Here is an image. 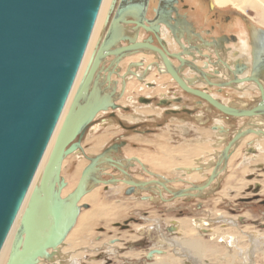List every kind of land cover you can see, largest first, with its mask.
Wrapping results in <instances>:
<instances>
[{
    "label": "water",
    "instance_id": "95a60500",
    "mask_svg": "<svg viewBox=\"0 0 264 264\" xmlns=\"http://www.w3.org/2000/svg\"><path fill=\"white\" fill-rule=\"evenodd\" d=\"M101 2L102 0H0V251L56 129L84 56ZM133 12L127 5V0H120L113 16L106 18L104 26L108 24V29L91 50L42 169L38 187L32 190L15 231L6 264H26L37 256L53 240L58 221L68 219L66 223L69 231L80 212L77 204L86 194V188L97 184L104 186L117 184L112 177L104 181L95 177L99 173L96 162L105 153L117 148L114 145L103 154L87 159L88 164L83 168L72 192L64 198H60L58 193L65 186L59 177L64 158L76 150H82L80 140L99 113L119 109V106L113 103L114 92L109 96L101 95L99 78H94L98 70L100 73L106 72L107 78L113 73L109 68L99 69L106 58L113 57L109 65L116 67L117 63L126 57L151 50L162 62L164 74H168L183 92L204 100L222 115L247 120L264 115V93L255 77V66L249 75L241 80L236 76H240L242 71L234 70L240 75H233V83L240 81L255 84L260 92V101L247 110L224 106L209 94L185 84L187 80L184 81L179 74L185 65V60L180 55L153 47L150 38L146 42H136L117 33L119 25L134 24L157 38L156 30L143 26L140 19L127 20L129 16L134 17ZM257 32L264 36V31L258 29ZM120 42L127 44L122 46ZM158 42L160 43L159 39ZM170 58L178 63L177 68L172 65ZM133 66L131 64L129 67ZM155 68L158 69V65H155ZM213 74H218V71L214 70ZM133 75L141 81V78ZM120 78L123 84L124 76ZM206 85L218 88L230 86L210 83ZM254 127V124H250L249 127L239 129L232 135L223 146L212 172L201 184L183 182L188 185L186 188L174 190L167 189L166 183L157 179L147 182H133L127 179L121 182L126 185L127 194H135L137 189H144L150 194L148 197L150 200L153 195L150 192L151 186H160L172 198H193L195 194L203 193L210 188L218 174L217 170L222 166L225 169L228 151L233 144L248 134L260 136ZM108 165L115 171L120 170L118 167L121 166L116 165L115 161L108 162ZM138 165L146 174L152 176L153 173L148 172L141 163ZM195 169L199 174L202 172V168ZM55 185L58 186L56 191ZM259 187L256 184L255 191ZM31 205L36 206L35 211H30ZM42 218L45 219L44 225L39 222ZM161 253L159 250H153L148 257Z\"/></svg>",
    "mask_w": 264,
    "mask_h": 264
},
{
    "label": "rangeland",
    "instance_id": "374dc122",
    "mask_svg": "<svg viewBox=\"0 0 264 264\" xmlns=\"http://www.w3.org/2000/svg\"><path fill=\"white\" fill-rule=\"evenodd\" d=\"M177 1L179 3L178 4L179 12L182 14H186V18L193 24V26H195V28L197 30H200V29L204 30L207 28L209 29L211 26L215 25L214 28H215L216 33L213 32V33H211L212 35H219L221 33L236 34L242 30V34H240V36L243 37L245 34V32H244L245 30H244L243 26L249 22L250 24H253L254 26L259 28L260 30L264 31V9L259 8L260 5L248 4L243 8L244 11H241L237 8L230 6V5H225L223 7L218 6V7H215L214 9L210 10L207 7H208V3L211 0H192V1L191 0H177ZM194 1H195V3L197 1V3L195 4ZM153 2H151V6H153ZM184 5L186 6V8L183 7ZM193 8L195 9L194 10L195 13L190 10ZM197 9L200 11H198ZM196 12H197V14H196ZM198 14H200V15H198ZM198 16L202 17L200 19L206 20V25L204 27H202V25H198L196 23V19H199ZM261 17H262V19H260ZM258 19H260V23L262 25L261 24L259 25ZM242 24H243V26H242ZM199 27H202V28H199ZM118 30H121V27L118 26ZM99 38H100V36H98L96 41ZM245 40L246 39H243L240 42L244 43ZM96 41H95V43H96ZM130 57H132V56H129V57L122 59L121 63L124 62V64L130 66L131 63L138 61L137 60L138 58H136V59L131 58V61H130L129 60ZM184 57H186V56H184ZM132 60H134V61H132ZM201 67H202V70L204 71V73L206 74L205 78L213 79L214 81L216 80L215 79L216 77H214V76L213 77H211V75L207 76V69H209L208 63H202ZM182 69H183V67H182ZM124 73H126V72H124ZM181 73H182V70H181ZM139 74H140V72H139ZM121 76H124V75H121ZM121 76H118V77L116 76V82H118L119 85L121 84V82L119 83ZM198 77H201V75H198ZM144 79H145V77H144ZM126 83H127V86L134 87V85H137V86H140L139 88H141V85H139V83H137L134 80V77H131L129 80L126 79ZM140 83L145 85L146 81L140 82ZM201 83H203V82H201ZM99 84H100V81H99ZM163 84L165 86L167 85L166 83H163ZM197 87H199V86H197ZM100 88H102L101 85H100ZM141 89H138V91ZM223 90H227V89H223ZM99 91H101V90L99 89ZM104 91L105 92H103V90L101 91V93H103L101 95L109 96L111 94L110 91L107 92L108 90L107 91L104 90ZM112 92H114L115 97L117 98V100L113 101V103H117L119 105V109L116 111L109 109L108 110V112L110 113L109 115H108V112L106 114L105 113L103 114V117L105 118L104 120L102 119L99 121L98 120L99 117H98L90 125V126H92L91 127V129H92V128H95L98 124H100L101 127L99 128L98 132L106 126H107V128L111 129L112 126L117 125L118 129H117V127H115V128L118 130L119 133L115 134L113 136H112V133H110V136L107 137V139H106V143L103 146H101V147H103L102 149L108 148V146L111 145L113 142L124 141L126 139V136H127V133L124 132L122 127L119 126L121 124L120 123L121 120L118 119L117 117H118V115L127 114L130 112V108H129L130 106L126 107V106H122L119 104V102L124 98V96H127V92H129V89H127L126 95L122 94L121 88H119L118 91L116 89L115 91H112ZM163 94H165V93H163ZM115 97H114V100L116 99ZM155 99L157 101V97ZM155 99H154L153 103L155 102ZM251 100H254V99H251ZM251 100H245L246 105L244 107H248L249 105H251V104H249V105L247 104L248 101H251ZM132 102H135V101H132ZM203 104L207 105L205 102H203ZM162 107H164V106H162ZM165 108H167V107H164V108L156 107V109H152V108H150V109L156 111L157 113H159V111L161 109V110H163V115H165L166 114ZM187 108H188L187 110H189V114L179 107L175 111L174 114H170V115L173 117H182L184 115L189 116L190 114H194L195 112H197L199 110V108H197V107L195 108L194 105H188ZM199 111L201 112L202 110H199ZM101 113H103V112H101ZM101 113H99V114H101ZM204 114L206 115L205 112H204ZM208 114H209V116H212V114H219V113L216 111L215 112L211 111V113H208ZM106 115H107V117H105ZM100 116H102V115H100ZM110 117L115 122L112 121L110 119ZM163 119H165V118H163ZM239 119H242V118H239ZM205 121H206V119H205ZM248 121H250L252 124L253 120L249 119ZM160 122H162V120H159L156 123L152 124V125H155V128L152 129V133L158 131V123H160ZM115 123H116V125H115ZM147 124H149L148 121L145 122V125H147ZM94 125H95V127H94ZM121 125L125 126L124 124H121ZM91 129L88 128V132H90ZM132 129H135V131H136L135 135L142 137V135L140 133V132H142V124L141 123L139 125H135L134 127H132ZM102 132L103 131H100L99 133H102ZM95 135H97V133ZM252 138H253V136L251 137V139ZM86 139L84 138V136L81 138L80 147L82 148V150H80L78 152V154H75V155L70 154L69 156L65 157L63 160L61 171H60L61 172L60 177L64 181V184L66 183V185L64 186V188L61 191L64 194L63 197H66L67 194L72 192L74 190V188L76 187V184L79 180V177L83 171V168L88 164L87 159L92 158V157L94 158L97 156V154L94 152H90V151L87 152L86 145L88 144V140H86ZM92 139L93 138H91V141L93 142ZM138 141H140V140H138ZM124 142H126V145L123 147V149L120 150L121 154H120V152L119 153H117V152L112 153L113 155H116L119 158H123L124 161L127 160L128 162H130L128 164H122L121 165V167L126 166L128 168V170L124 171L123 175H127L128 177H130L132 179H136V180H140V181L142 179L144 181H147L149 179H162V178L167 179V181H170V182L175 181L173 184H171V186L173 187L174 190H182L183 188H186L187 183L201 184L202 182H204L206 179L203 177V175H201V173H205L204 175L206 177H207V175H210L211 170H212V165H213L215 158H216V156H215L214 159H212V160L210 159L211 161L208 163V165L206 164L207 161L205 160L204 162H195L194 161V166L193 167L187 166V169H185L186 166L175 167L174 171L179 173L180 176L174 174V172H173L171 177H169L168 175H164V174H157V173L155 174L154 172L149 171V169H147L148 172L155 174L154 177L156 176V178H153L152 176L146 174V172H144V170H142L141 167L136 163L135 160L140 161L141 160L140 158H138L137 156H127V154L124 151L127 148H131L132 150H135L136 148L141 149V145L139 143L137 145L136 143H134L132 140H129V139H126ZM226 142L227 141L225 140V143ZM225 143H224V145H225ZM97 144L98 143L96 142V145ZM89 146H91V143H89ZM95 150L97 151V149H95ZM219 151L221 152V150H219ZM256 152H257V154L255 155ZM258 153H259V151H256L254 148L250 149V152H246V154L243 155L245 157V158L243 157L244 161H246V159L248 160L247 161L248 165H246L245 163L244 164L242 163V166H236V167L232 168L235 171L237 170V174H240L241 172H243L242 174H244V177H246V178H242V181H240V182H242L243 185L240 189V192H238V194H239L238 197H236L233 200V202L228 201L227 203H224V202H217L216 201L219 198L218 194L219 193L221 194L223 191V181H222L223 178H221L222 177L221 174L224 173V170L226 169V167L224 169L223 166L221 167L220 175L218 176L217 180L215 181L216 183L214 182V184H212L210 186V188L205 190L203 193H201L199 195L195 194V197H193V198H172L171 196L167 195L165 191H163V194H162V192L158 193V192H155L154 189H152V191H150V192H151V194H153V195H151L153 197L152 198L154 200L153 201L152 199L151 200L148 199V197H150V194L147 193L146 191H141V192L139 191L138 192L139 194H134V193L133 194H127V187L124 185L110 184V185H113V187H110V186H104V185L100 184V185L93 186L92 189H90L91 186H89L88 191L84 195L86 198L83 196V198H81L78 201L77 207L78 208L80 207V212H79L80 216H78L79 219L76 220L77 222H75V226L73 225V227L68 231L67 237H72L73 235H75L79 231V230H77V226H80L82 224L81 216L84 215V213H86L88 211H92L98 205L99 206H107L106 208H104V211H101V213L105 212V214H106L105 217H107V218L101 217V218L93 221L91 232H90L91 237L88 235V233H87L88 236L86 235V241L88 243L83 244V245H77V247L75 248L76 251L73 252L71 246H67V245L60 246V250H61V248L63 249V250L59 251L62 254V256H61L62 259L58 258L56 260L58 262L61 261V264H73L72 255L74 256L75 254H77L76 252H79V249L81 250L82 247H85L87 250H89V248L92 249V246H90V244L92 242H94V244H96L95 247H97L98 250H96L95 252H91V253L83 252L84 257H82V258L79 257L77 262H75L76 264H128L129 262H130L129 264H141V263L142 264H163V263L165 264L166 262H167L166 264H172V261L175 262V263L173 262L174 264H203V263L204 264H208V263L209 264H221V263L222 264H225V263L226 264H229V263L230 264H264V218H263L264 217L263 216L264 215L263 214L264 209H262V207L257 203L261 199H264V170L260 169L261 167H259V168L256 167L257 164H262V165L264 164V161L262 163L259 162L260 160L264 159L262 157L264 155H262L263 153H261V152H260V154H258ZM247 154L249 157L246 156ZM258 155H260V156H258ZM110 158L114 160L113 156H110ZM210 158H212V157H210ZM259 158H261V159H259ZM228 159H229V156H228ZM77 160L81 162V164H82V165L80 164L81 166H79V162H77ZM201 163L204 164V167ZM201 165H202V167H201ZM191 166H192V164H191ZM79 167L81 169L75 171L76 169H79ZM96 167H98V164L96 165ZM183 167H184V169H183ZM194 167L195 168H202V172L200 174H198L199 176L201 175V177L198 179V176H196L195 178L197 180L194 181L195 183L189 182L187 179H185L186 177H184V176H188V172L184 173V171H188V168L190 169V168H194ZM206 167H207V169H206ZM241 168L243 169V171H240ZM208 169L210 171H208ZM76 172H78V174ZM195 172L199 173L198 171H194V173H192V174H196ZM103 173H106V174H103ZM99 174H100V178L102 177L101 179H103V180H108L107 179L108 175H109L108 176L109 179L111 178V176H113L115 178H122V177H119V176H122L121 172L119 170L115 171L111 167H109V168L105 167L103 169L100 168L99 173L96 175H99ZM101 174H103V175L101 176ZM111 174H113V175H111ZM170 178H172V179H170ZM195 178H193V179H195ZM202 178H204V179H202ZM231 179H232V174H231V176H228V180H231ZM183 182H185L186 184H184ZM256 184H258L260 186L257 191H255V185ZM120 188H121V191H120ZM231 188H233V189H231ZM228 189H229V191H227ZM231 190H234V191L236 190L233 185L226 186V188L223 192V194H225V197L228 198L226 200H230V197L228 196L229 194H230V196L232 194L233 195L237 194ZM91 196L95 198V200H96L95 202L90 203V201L88 199ZM128 197H133V198H135V200H138L139 203H135L138 206H139V204H140V206L143 205V204H141L143 202H149L150 206L146 212L141 213L140 212L141 209H138L137 211H135V213H131V212L128 214L123 213L125 216L122 219L117 220L115 216H117V214L122 213L126 208L124 206H121L118 204L109 205L108 203H105V201H103V200L110 199L113 201L115 199V200H120V201H126V200H129ZM141 198H144V199H142L143 200L142 202L140 200ZM168 199H170V200L164 201V200H168ZM212 201H213V203H212ZM205 202H207V203H205ZM83 206H85V207H83ZM101 209H103V208H101ZM212 209L215 211L214 214H217V213L220 214V212L225 210L227 212V214H223V215L228 216L227 219L226 218H217L216 216L215 217H206L207 214L205 212H208ZM229 209H230V212H229ZM149 212H151V214H149ZM152 212H154V213H152ZM149 219L150 220H156L157 221V227L156 226H150V227L146 226V225H150ZM202 221H204V222H202ZM177 222H180L179 223L180 229L184 226V224L185 225L188 224L189 227L192 228L190 230L191 233L186 232L188 235L193 234L196 238L201 237L198 239H200L201 242L203 241V242L207 243L208 246L210 247V249H216V250L219 249L220 250L219 252L221 253L219 255V257L218 256H216V257L212 256L210 259L206 260V259H203L204 258L203 255L201 256V254H199V255H196V257L198 256V258H194L193 254L191 252H189L187 249H185V246H184V245L188 246L190 244L188 242H192V240L187 241V239H188L187 234L182 235V232L178 233L176 230H174V225ZM217 222L218 223L220 222V224L218 225ZM228 222H229L230 226L228 225ZM144 224H145V227H144ZM182 224H183V226H182ZM159 225H160V228H159ZM195 225H198L200 227H197ZM136 226H138V227H136ZM135 229L137 231L140 230V232H141L140 233L141 235L139 234L140 236H142L144 234L143 238L140 237L135 232ZM141 229H142V231H141ZM180 229H179V231H180ZM202 232H203V234H202ZM196 233H198V234H196ZM221 234L224 236H222ZM191 237L189 236V238H191ZM159 238L165 240L166 242H169L170 244L169 243H167V244H169L171 246H178L177 249L174 247H172V248H170V247H161V248L156 247L157 246L156 242L158 241ZM139 239H141V240L143 239V241L145 242V244L147 246H141V247L134 248V249H132L133 251L131 249H127V246H129L131 243H133V241H137ZM260 243H261V245H263V248L260 247L261 246ZM109 244L111 245L110 249L108 248L110 246ZM257 246H259V247H257ZM164 249H166V250H164ZM144 250H145V252H144ZM153 250H159L162 253H164V252L165 253H164V255L153 254L150 257H148V254L150 253V251H153ZM260 250H262L263 253L260 254L259 253V252H261ZM173 251H176V252L174 253ZM131 252H133V254H131ZM223 253H224V255H223ZM165 254L166 255L171 254L174 256V258H172L170 261H168V260L163 261L164 259H162V258L164 256H166ZM158 256H160V258H157ZM156 260H157V262H156ZM191 261H193V262H191ZM41 264H48V263L41 262ZM49 264H58V263L50 262Z\"/></svg>",
    "mask_w": 264,
    "mask_h": 264
},
{
    "label": "crops",
    "instance_id": "0c3cea01",
    "mask_svg": "<svg viewBox=\"0 0 264 264\" xmlns=\"http://www.w3.org/2000/svg\"><path fill=\"white\" fill-rule=\"evenodd\" d=\"M170 43L171 42L168 41V47H169ZM186 57H188V56H186ZM131 58L134 59V55L132 57H130L129 60H131ZM186 60L190 61L191 57L189 59H186ZM132 61H134V60H132ZM153 67L155 68V66H153ZM185 70H187L186 67H184L182 71L184 72ZM212 71H213V67L210 66V68L207 69V73L211 74ZM136 73L139 74V71L137 70ZM157 73L164 74V73H161L157 70V72H155L156 75L153 73L149 74L144 80L146 82H151V83L156 84V86L153 88L151 93L147 89H145L144 86H143V88L141 87L142 88L141 89V88H139L140 86L134 85V87H132V89H129V92H127L126 101L123 99L119 102V104H121L122 106H126V107L130 106L129 107L130 112L127 114L118 115V117H117L118 119L121 120L120 123L125 125V126H122L120 124L119 126L122 127L124 132L127 133L126 139L132 140L137 145H138V143L141 145V149L136 148L135 150H132L131 148H127L124 150L125 153L127 154V156H137L138 158L143 160L144 161L143 163L146 164V167L150 171L154 172L155 174L156 173L157 174H164V175H168L169 177H171L172 173L174 172V174L180 176L179 173L174 171V168L177 166L193 167L194 161L195 162H204L206 160L207 163H209L212 159L215 158L216 153H218L219 150H222L224 143H225V142L219 141L221 137L218 138L219 136L217 135V132L220 129L218 127V125H222V128L227 131V135H225L226 141H228L237 130L242 129L245 126L250 125L249 123H251V122L248 121L247 119L246 120L245 119H237V118L233 119L230 117L222 116L220 114H212V116H209L208 113H211V110L207 109V107H209L208 105H204V104L195 105V103L193 102L194 101L193 99L186 98L185 95H183L182 93H179V91L177 89L173 88L174 86L170 82V81H172V79L168 78L167 75H162V77H159ZM203 75H205V74H203ZM181 77L183 79H188V77L185 73H181ZM217 77L220 78V81L218 80L217 82H222L224 80V78H222L223 75H218ZM208 81H213V80L208 79ZM163 83H166L167 85L165 86ZM192 83L194 84L195 82H192ZM206 86H207L206 83H201L200 86L199 87L196 86V88L203 89V88H206ZM227 88H228L227 90L219 91L216 89V87H210V88H208V91L212 96L219 97L222 101H225V102L244 100L241 103L242 104L241 107H244L246 105V102H245L246 99L243 96L241 97L242 93L239 90L237 92H234L235 91L234 89H231L230 87H227ZM138 89H141V90L138 91ZM163 93H165V94H163ZM173 94H176L178 97H182L183 101L187 104H194L195 108L197 107V108H199V110H202V111L200 112L198 110L197 112H195L193 115H190V116H187V115H184L182 117L171 116L170 114L175 113V112L172 113V110L176 111L180 105L173 104L171 101H169V102L164 101L163 102V101H161V99L166 98V97L168 98L169 95L173 96ZM238 95H240V96H238ZM129 97L134 98V101H135V102H130V105L128 102ZM145 97L146 98H149V97H155L156 98L157 97V101L155 98H153V99H155L154 103L153 102L152 103H146L147 101H145L146 100ZM140 98H142V99L140 100ZM124 101H125V103H124ZM254 101L255 100L248 101L247 104L248 105L252 104V103H254ZM162 106L167 107V108H165L166 111L164 110L166 113L165 115H163V110H161V109H160V111L158 110L159 113L152 110V109H156V107L164 108ZM183 106L185 107V105H183ZM150 108H152V109H150ZM180 108H181V106H180ZM239 109H243V108H239ZM204 112L206 113V115L204 114ZM213 112H215V111H213ZM199 115L201 116L202 119H206V121L201 122L200 120H198L197 117ZM163 118H165V119H163ZM111 120L114 121L113 119H111ZM159 120H162V122L158 123V131L152 133V129L155 128V125H152V124L156 123ZM147 121L149 122V124L145 125V122H147ZM140 123L142 124V132H140L142 137L135 135L136 131H135V129H132V127H134L135 125H139ZM115 125H116V123H115ZM100 127H101L100 124H98L96 126V128H92L90 132H88L87 134L84 135V138L85 139L87 138L86 140H88V144L86 145L87 152L90 151V152H94L96 154L99 153L100 150L103 148L101 146H103L106 143V139H107V137L110 136V133H112V136L119 133L117 130L118 129L117 125L112 126L111 129L107 128V126L102 128L100 130V131H103L102 133H99L100 131L98 132ZM115 127H117V129ZM96 133H97V135H95ZM246 136L248 137L249 135H246ZM246 136L242 137V140H240L236 143V149L230 154L229 159L226 163V169L224 170V173L221 174L222 175L221 178H223L222 179L223 191L221 194L220 193L218 194L219 198L216 200L217 202H224V203H227L228 201L233 202V200L236 197H238V195H239L238 192H240V189L243 185L242 182H240V181H242V178H246V177H244V174H242L243 172H241L240 174H237V170L235 171L232 168H234L236 166H242V163L243 164L245 163L246 165H248V162H247L248 160L246 159V161H244L243 155L246 152H250V149H252V148H255V149L260 148L261 150L257 149L259 151V154L261 151L264 152V145H263L264 140L256 138L255 143L251 144V146H250L248 143L251 142V137L247 138ZM91 138H93L92 139L93 142L91 141ZM103 140H105V141L103 142ZM138 140H140V141H138ZM96 142L98 143L97 145H96ZM89 143H91V146H89ZM98 145H100V146L98 147ZM202 145H203V147H202ZM215 146H217V147H215ZM260 146H262V147H260ZM95 147L97 148V151L94 149ZM192 147H194V148H192ZM197 149L200 150V151L198 150L199 153H198ZM181 151H183V152H181ZM201 151H202V153H201ZM192 153H193V155H192ZM255 154H257V152ZM262 155H264V154H262ZM210 157H212V158H210ZM262 157H264V156H262ZM263 161H264V159L260 160L259 162H263ZM187 163H190V165H188ZM185 164H187V165H185ZM191 164H192V166H191ZM201 164L204 166L203 163H201ZM192 169H195V168H192ZM240 171H243V169L241 168ZM198 174H197L198 179L201 177V175H203V177L205 179L207 178L204 175L205 173H202L200 176ZM231 174H232V179L228 180V176H231ZM189 176H184V177H186L185 179H187L189 182L195 183L194 181L197 179H193L191 177L192 176L195 177L196 174H192V176H190V177ZM204 178H202V179H204ZM229 185H233L235 187L236 190L235 191L231 190V191H234L237 194H234V195L232 194L231 196L229 194L228 196L230 197V200H226L228 198L225 197V194H223V192H224L226 186H229ZM229 189L227 191H229ZM231 189H233V188H231ZM120 191H121V188H120ZM128 198H129V200H126V201H120V200H115V199L113 201L110 199L103 200V201H105V203H108L109 205L118 204V205L124 206L126 208L122 213L117 214V216H115L117 220L122 219L125 216L123 213H127V214L130 212L135 213V211H137L138 209H141L140 210L141 213L146 212L150 206L149 202H143V203H141L143 205L140 206V204H139V206H138L135 204V203H139L138 200H135V198H133V197H128ZM140 200H141V202L143 201L142 198ZM205 203H207V202H205ZM212 203H213V201H212ZM214 212L215 211L213 209L208 211V212H205L207 214L206 217H215V216L217 218H227L228 217L226 215L225 216L223 215V214H227V212L225 210L220 212V214L219 213L214 214ZM229 212H230V209H229ZM152 213H154V212H152ZM149 214H151V212H149ZM149 223H150V225H147V226H156L157 227V221L156 220H150L149 219ZM217 224L219 225L220 222L219 223L217 222ZM182 226H183V224H182ZM187 226L188 225L186 224L180 229L179 222H177L174 225V230H176L178 233L182 232V235L184 232V234L186 235L187 234L186 232H188L186 230H188V228H190V230H191V227H189V226L187 227ZM159 228H160V225H159ZM179 229H180V231H179ZM141 231H142V229H141ZM135 232L138 235L141 233L140 230H138V231L135 230ZM187 236H188V234H187ZM190 236H192V235L190 234ZM140 237L143 238V236H140ZM192 237L196 238L194 235ZM196 239H198V238H196ZM189 240L190 239L188 236L187 241H189ZM141 246H147L145 244V242L143 241V239L133 241V243H131L129 246H127V249L132 250L134 248L141 247ZM96 250H98L97 247L92 248V249L89 248L88 252L91 253V252H95ZM144 252H145V250H144ZM131 254H133V252H131Z\"/></svg>",
    "mask_w": 264,
    "mask_h": 264
},
{
    "label": "flooded vegetation",
    "instance_id": "af4514ba",
    "mask_svg": "<svg viewBox=\"0 0 264 264\" xmlns=\"http://www.w3.org/2000/svg\"><path fill=\"white\" fill-rule=\"evenodd\" d=\"M153 1L152 0H127V5L130 6L131 9L134 11L132 14L134 15L135 19H140L142 21L143 26L151 27V28L158 26V27H156L157 28L156 36L159 39L160 43L158 42V39L155 37L154 34L147 32L146 30H144L141 27H138V26L136 27L134 24H129L128 26H125L127 28V30L126 29L125 30L127 31V34L129 37L132 36V40H133V38H135V35H134V33L131 34L128 31L131 28L132 29H138V34L136 33L137 37L135 38L137 40L136 42H146L150 38L151 39L150 44L153 47H157L159 49L163 48L170 54L180 55V57L185 60L184 67H186V69L189 72H191V73L193 72V74H191V75L196 77L197 80L202 81V82H206V83L225 84V85L229 84L230 88L233 87L234 85H244L246 83H242L240 81L238 83H233L234 76L240 75V74H236L234 72V70H236V71L241 70L242 71L240 76H236L237 79L241 80L242 78L244 79L245 77H247L249 75L252 67L255 66L254 67L255 77H257L258 83H259L261 89H263V93H264V36H262L261 33L257 32V30L259 28H257L256 26H254L253 24H250L248 22L244 26L242 24V26L245 30L244 31L245 34L243 37L240 36V34H242V30L236 34L221 33L219 35H212L211 33H213V32L216 33L215 28H214L215 25L211 26L209 29L207 28L204 30L203 29L197 30L195 28V26H193V24L186 18V14H182L179 12V10H178V4L179 3L177 0H153ZM144 2H145V5H144ZM151 2H153V6H151ZM194 3H195V1H194ZM196 3H197V1H196ZM138 5L140 6L139 9L137 8ZM141 5H142V7H141ZM183 7L186 8L185 5ZM215 7H218V6H216V5L212 6L211 1L208 3V7H207L208 9L212 10ZM190 10L194 12L195 9L193 8ZM115 11H116V9H115ZM115 11H114V13H115ZM142 11H143V13H142ZM198 11H200V10H198ZM196 14H197V12H196ZM198 15H200V14H198ZM159 17H160V19L164 20L165 23H162V22L157 23ZM198 18L199 19H196V23L198 25H202V27H204L206 25V20L200 19L202 17H199V16H198ZM140 20H138V21H140ZM133 21H136V20H133ZM155 21H156V23H155ZM149 24H151L152 26ZM202 27H199V28H202ZM103 29H105V32H106L108 29V24L106 26H103ZM243 39H246V40L244 43H241L240 41ZM168 41L171 42L170 45H172V48L168 47ZM126 44H127V42H121L122 46H124ZM244 44H247V46L245 47ZM243 49H244V53L241 52V51H243ZM146 51L147 52L143 51L141 53H138L142 56L140 59H137L138 61L131 63L134 65L132 68H130L128 65L127 66H128V70L130 69V73L138 75L136 73L137 70L140 72V74H139L140 76L138 75L137 78H141V81L136 79V77H134V80L137 83H139V85H141L142 88L144 86L145 89H147L149 92H151L153 90V88L156 86L155 83L146 82L145 85H143L140 82H144L143 81V80H145L144 77L146 78L149 74H152V73L155 74V72H157V70L153 66H155L156 64H159L161 61H160V59L158 60V56H156V54L153 53L151 50H146ZM184 56H188V57H184ZM190 57H191V60L187 61L186 59H189ZM246 57L248 59H250V65L247 64L248 59ZM232 58H233V60H232ZM111 60H113V57L106 58V60L100 65L99 69L101 67H103V69L109 68V71L113 70V73L111 75H115L114 73H116L117 68L120 65V63L122 62V60L119 63H117L116 67H114V66L111 67L109 65ZM170 61H171L172 65L175 68H177L178 63L172 58H170ZM196 62H198V64H195ZM202 63H208L209 68L211 66V67H213V71L214 70L218 71V74H216V75L212 74L213 71L211 74L207 73V76L208 75L215 76L216 77L215 81L213 79H212L213 81H208V79L205 78L206 74L202 70V67H201ZM231 64L235 65V69L232 67ZM189 68H191L195 72L190 70ZM247 71H248V75L244 76ZM182 73H183V71H182ZM100 74H103V76H105V74L107 75V73L104 71H102V73H100ZM123 74L124 73H122L121 75H123ZM157 74L159 77H162V75H166V74H160V73H157ZM179 74L181 76V71ZM203 74H205V75H203ZM198 75H201V77H198ZM218 75H223L222 78H224V80L222 82H217L218 80L220 81V78L217 77ZM114 80L116 81V77ZM183 80L185 81V79H183ZM186 80H187V82L189 81V79H186ZM120 82L122 83L123 80L120 79L119 83ZM170 82L173 84V86H174L173 88L177 89L179 91V93H182L183 95H185L186 98L193 99L194 100L193 102L195 103V105L203 104V102H205L204 100H201V99L196 98L192 95L186 94L173 81H170ZM248 83H250V82H248ZM251 84H253V83H251ZM120 85H122V84H120ZM189 85H194V84L190 83ZM189 87H192L193 89L201 90V91L209 94L210 96H212L210 93H208L209 92L208 88H210L208 86H206V88H203V89L195 88L193 86H189ZM245 87H247V85ZM216 89L219 91H222L223 89H228V88L216 87ZM257 89H258V87H257ZM122 94H123V90H122ZM212 97L216 101H219V103L225 104L224 101H222L219 97H215V96H212ZM149 98L145 97V99H146L145 101H147L146 103H152L154 101L153 98H155V97H149ZM141 99L142 98H140V100ZM245 99L246 100L254 99L256 102L254 101V103H252L248 107H244L243 109H238V110H247V108L248 109L252 108L253 107L252 105L256 106L255 104H257L260 101V92L257 93V90H256V92H251L250 95H248V97H245ZM111 100H113V98ZM116 100L117 99H115L114 101H116ZM161 101H163V102L164 101H167V102L171 101L173 104L180 105L181 109L186 111L188 114H189V110H187L188 109L187 105H194V104L185 103L183 101L182 97H178L176 94H173V96L169 95L168 98L167 97L162 98ZM114 104L119 106L117 103H114ZM183 105H185V107ZM207 105L210 107L209 109L211 111L212 110L216 111L215 109L211 108V106L209 104H207ZM113 111H116V110H113ZM107 112H103V113L99 114L98 116L95 117V119L99 117V119H98L99 121L102 119L104 120L105 118L103 117V114L104 113L106 114ZM173 112H175V110H172V113ZM216 112H218V111H216ZM109 114L110 113L108 112V115ZM100 115H102V116H100ZM190 115H193V114H190ZM105 117H107V115ZM110 119H111V117H110ZM242 119L246 120V118H242ZM250 119H252V118H250ZM91 127L92 126H90L89 128L91 129ZM247 127H249V125L245 126V128H247ZM242 130H244V129H242ZM87 132H88V130L85 132V134ZM248 135H250V134H248ZM114 145H116L117 148H115L111 151H115V152L119 153L120 150L123 149V147L126 145V142H124V141L113 142L111 145L108 146V148L102 149L99 153H97V155L103 154V152L106 149L108 150L109 148H111ZM120 154H121V152H120ZM104 155H106V153ZM104 155L102 157L109 158V157H106ZM104 160H105L104 162L99 163V165L103 166V168H105L108 165L107 161H109V159H104ZM110 161L114 162L115 160L111 159ZM119 162H121L122 164H128V161L127 160L124 161V159L120 160ZM259 165H260V167L264 168V164L263 165L257 164L256 167L259 168L258 167ZM262 168H260V169H262ZM111 175H113V174H111ZM101 176H102V174H101ZM108 176H107V179H109ZM111 177H113V176H111ZM257 203L262 207V209H264V199H261ZM263 214H264V212H263Z\"/></svg>",
    "mask_w": 264,
    "mask_h": 264
},
{
    "label": "bare ground",
    "instance_id": "6f19581e",
    "mask_svg": "<svg viewBox=\"0 0 264 264\" xmlns=\"http://www.w3.org/2000/svg\"><path fill=\"white\" fill-rule=\"evenodd\" d=\"M119 2H120V0H102V2H101V4H100V8H99V11H98V14H97V17H96V20H95V23H94V26H93V29H92V32H91V35H90V38H89V41H88V44H87V47H86V50H85V53H84V56H83V58H82V61H81V64H80V67H79V69H78V72H77V74H76V77H75V80H74V83H73V86H72V89H71V91H70V93H69V96H68V98H67V101H66V104H65V106H64V109H63V111H62V113H61V116H60V118H59V120H58V123H57V125H56V129H55V131H54V133H53V135H52V137H51V140H50V142H49V144H48V146H47V149H46V152L44 153V156H43V158H42V160H41V162H40V165L38 166V169H37V171H36V173H35V175H34V178H33V180H32V183H31V185H30V187H29V189H28V191H27V193H26V196H25V198H24V200H23V203H22V205H21V208H20V210H19V212H18V214H17V217H16V219H15V221H14V223H13V225H12V228H11V230H10V232H9V234H8V236H7V238H6V240H5V242H4V245H3V247H2V249H1V251H0V264H6V262H7V258H8V255H9V250H10V246H11V243H12V240H13V237H14V234H15V231H16V229L18 228V226H19V223H20V219H21V216L23 215V213H24V211H25V209H26V207H27V204H28V201H29V199H30V196H31V192H32V190L35 188V187H38V184H39V179H40V175H41V172H42V169H43V167H44V165H45V162H46V160H47V157H48V155H49V152H50V150H51V146H52V144H53V142H54V139H55V136H56V133H57V131H58V129H59V126H60V124H61V122H62V119H63V117H64V114L66 113V111L68 110V107H69V104L71 103V100H72V97H73V95H74V93H75V91H76V88H77V85H78V83H79V81H80V78H81V76H82V73H83V71H84V68H85V66H86V63H87V61H88V58H89V56H90V53H91V50H92V48L94 47V44H95V41H96V39L98 38V36H100V38L102 39V37H103V35H104V32H105V29H103V26L105 25V21H106V18L107 17H109L110 16V18L112 17V14L114 13V11H115V9L117 8V5L119 4ZM248 4H257V5H260L259 6V8H261V9H264V0H211V5L212 6H219V7H223V6H225V5H230V6H232V7H234V8H237V9H239V10H241V11H244V7L246 6V5H248ZM139 5L137 6V8L139 9ZM141 7H142V5H141ZM260 16V15H259ZM260 19H262V17L260 18ZM260 19H258L259 20V25L261 24L260 23ZM110 20V19H109ZM127 20H131V21H133V20H137L138 21V19H135L134 17H132V16H129L128 17V19ZM262 21V20H261ZM165 23L164 22V20H162V19H160V17H159V19H158V21H157V23ZM258 23V22H257ZM129 24H123V25H119V27H121V30H117V33H119V35L120 36H122V37H124V36H126V38H129L130 40H132V36H128V34H127V28L125 27V26H128ZM262 25V24H261ZM152 26V25H151ZM131 27V26H130ZM158 27V26H157ZM154 29L156 28V27H153ZM152 28V29H153ZM126 29V30H125ZM156 30V32H157V28L155 29ZM102 31V32H101ZM129 33H131V34H133L134 33V35H135V38L137 37V35H136V33L138 34V29H130L129 31H128ZM134 37V36H133ZM135 38H133V40L134 41H137ZM120 44H121V42H120ZM244 46L246 47L247 46V44H244ZM169 48H172V45H169ZM243 48V47H242ZM241 51V50H240ZM145 52H147V51H145ZM242 53H244V49H243V51H241ZM248 52V51H247ZM137 56V57H136ZM141 56L142 55H140V54H136V55H134V59H136V58H138V59H140L141 58ZM246 56V55H245ZM247 58V57H246ZM212 59V58H211ZM231 59V58H230ZM248 59V58H247ZM232 60H233V58H232ZM195 64H198V62H196ZM248 65H250V59H248V63H247ZM156 65H158V71L159 72H161V73H164V67H163V65H162V62H160L159 64H156ZM232 65V67L235 69V65L234 64H231ZM127 65L126 64H124V62L123 63H121L119 66H118V68H117V71H116V75H118L119 74V76H121L120 74H122V73H124V72H126V74L124 75V83L122 84V85H119L118 84V82H116L114 79H115V75H109V77L107 78V75L105 74V76H103V74H99L100 72H99V70L97 71V73L95 74V77L94 78H99V81H100V85L102 86V88H100V90L102 91L103 90V92H105L104 90H108L107 92H111L112 93V91H115L116 89H117V91H118V89L119 88H121V89H123V94H125L126 95V91H127V89H132V87L131 86H127V83H126V79H130L131 77H134V75H133V73H130V71L128 72V66L126 67ZM190 70H192L191 68H189ZM193 71V70H192ZM199 71V70H198ZM200 72V71H199ZM224 72V71H223ZM183 73H185L186 75H187V77H188V79H189V81L188 82H185L188 86H193V87H195L196 88V86H200V84H201V82L202 81H199V80H197V78L196 77H194L193 75H190L191 74V72H189L188 70H185ZM192 74H193V72H192ZM139 75V74H138ZM138 75H136L137 77H138ZM248 75V71L245 73V75L244 76H247ZM140 76V75H139ZM167 76H168V78H170V76L167 74ZM122 77V76H121ZM212 77V76H211ZM215 77V76H214ZM171 79V78H170ZM119 80V79H118ZM192 82H195L194 83V85H189L190 83H192ZM203 83H206V82H203ZM207 84H209V83H207ZM210 84H214V83H210ZM196 85V86H195ZM247 85V87H245ZM104 88V89H103ZM192 88V87H191ZM231 89H234L235 91L234 92H237L238 90L242 93H240L241 94V97L243 96V97H248V95H250V93L251 92H256V90H257V93H259V91H258V89H257V87H256V85H254V84H251V83H246V84H244V85H234L233 87H231ZM116 93V92H115ZM151 93V92H150ZM232 93V92H231ZM101 94H103V93H101ZM235 94V93H234ZM111 95V94H110ZM258 95V94H257ZM119 96V95H118ZM238 96H240V95H238ZM125 101H126V99H127V96H124V98H123ZM122 99V100H123ZM124 101V102H125ZM132 101H134V98H132V97H129V99H128V102H129V105H130V102H132ZM242 101H244V100H240V101H228V102H225L224 101V103L225 104H222V105H224V106H227V107H229V108H234V109H236V110H238L239 108H244V107H241V103H242ZM219 102V101H218ZM206 103V102H205ZM221 104V103H220ZM121 105V104H120ZM252 106H254V105H252ZM251 106V107H252ZM207 109H209V107H207ZM248 109V108H247ZM264 114V113H263ZM99 115V114H98ZM97 115V116H98ZM197 119L198 120H200L201 122H204L205 121V119H202L201 118V116L199 115L198 117H197ZM253 119V121H252V124H254L255 125V127H254V129L260 134V136H256L255 134H250L248 137H252L253 136V138L251 139V142H249V145L251 146V144H253V143H255V139L257 138V139H262V140H264V136H262L263 135V133H264V115H262V116H256V117H254V118H252ZM251 124V123H250ZM95 127V126H94ZM218 127L220 128L219 130H218V132H217V135L219 136L218 138H220V140L219 141H222V142H225V140H226V136L225 135H227V133H224L223 132V130L221 129L222 128V126L221 125H218ZM96 128V127H95ZM245 128V127H244ZM246 136V135H245ZM105 137V136H104ZM244 137V136H243ZM247 137V138H248ZM240 140H242V138L240 139ZM239 140V141H240ZM105 140H103V142H104ZM260 142V141H259ZM211 144V143H210ZM239 144V143H238ZM247 145V144H246ZM264 145V144H263ZM100 145H98V147H99ZM205 146V145H204ZM233 147L228 151V156H230V154L232 153V151H234L235 149H236V144H233L232 145ZM238 146V145H237ZM258 146V145H257ZM202 147H203V145H202ZM215 147H217V146H215ZM260 147H262V146H260ZM192 148H194V147H192ZM213 148V147H212ZM240 148V147H239ZM95 149H97L96 147H95ZM238 149V148H237ZM255 149V148H254ZM257 149H260V148H257ZM257 149H255L256 151H258ZM187 150V149H186ZM199 149H197V151H198ZM261 150V149H260ZM185 151V150H184ZM196 151V150H195ZM200 151V150H199ZM199 151H198V153H199ZM206 151V150H205ZM244 151V150H243ZM78 152H79V150H76L74 153H72L73 155H75V154H78ZM113 152H115V151H109V152H107L106 153V155H104V156H106V157H109V158H104V157H101V158H99L98 159V161L96 162V163H98V167H99V169L101 168H103V166H100L99 165V163L100 162H104V159H109V161L108 162H110V160H111V158H110V156H113L114 157V160H115V163H116V165H122V163L121 162H119L120 160H122L123 158H119L118 156H116V155H113L112 153ZM181 152H183V151H181ZM191 152V151H190ZM185 153V152H184ZM194 153V152H193ZM193 153H192V155H193ZM201 153H202V151H201ZM243 153V152H242ZM261 153H263L264 154V152H262L261 151ZM212 154V153H211ZM219 154H220V151L218 152V153H216V158H215V161H214V163H213V165H212V169H213V167L215 166V164H216V160L218 159V156H219ZM237 154V153H236ZM246 154V153H245ZM252 154V153H251ZM259 154V153H258ZM186 155V154H185ZM188 155V154H187ZM196 155V154H195ZM199 155V154H198ZM253 155V154H252ZM256 155V154H255ZM179 156V155H178ZM181 156V155H180ZM246 156H248V154L246 155ZM260 156V155H259ZM262 156V155H261ZM67 157V156H66ZM249 157V156H248ZM251 157V156H250ZM245 158V157H244ZM254 158V157H253ZM264 158V157H263ZM249 159V158H248ZM259 159H261V158H259ZM79 160V159H78ZM77 160V162H79V166H81L82 164H81V162L80 161H78ZM140 160V159H139ZM179 160V159H178ZM183 160V159H182ZM136 161V163L137 164H140V163H142V162H144L143 160L141 161H138V160H135ZM187 162V161H186ZM185 163V162H184ZM262 163V162H261ZM81 164V165H80ZM143 164V163H142ZM207 165H208V163H206ZM107 165V164H106ZM105 165V166H106ZM185 165H187V164H185ZM188 165H190L189 163H188ZM200 165V164H199ZM211 165V164H210ZM109 167H110V165H108ZM108 166H106L107 168H109ZM143 166L145 167V169L147 170L148 168L146 167V164H143ZM220 166H221V164H220ZM220 166L218 167V169L220 168ZM204 167V166H203ZM78 168V167H77ZM120 170V172H121V175L122 176H119V177H122V178H115V177H112L113 179H115L116 181H117V184L116 185H124V186H126L125 184H123L121 181L122 180H127V179H131L133 182H143L142 180L140 181V180H136V179H132V178H130V177H128L127 175H123L122 174V172L124 173V171L125 170H128V168L126 167V166H123V167H118ZM195 168V167H194ZM81 168L79 167V169H76L75 171H77V170H80ZM183 169H184V167H183ZM185 169H187V166H186V168ZM206 169H207V167H206ZM196 169H192V168H188V171H184V173H186V172H188V176L190 175V176H192V173H194V171H195ZM205 170V169H204ZM220 170H221V168L219 169V170H217L218 171V174H217V176H216V178L214 179L215 181L217 180V178H218V176L220 175ZM60 171H61V169H60ZM150 171V170H149ZM208 171H210L209 169H208ZM211 172H212V170H211ZM77 174H78V172H76ZM196 173V172H195ZM173 174V173H172ZM197 174L198 173H196V176H197ZM76 175V174H75ZM152 175V174H151ZM77 176V175H76ZM91 176H93V175H91ZM189 176V177H190ZM195 176V177H196ZM60 177V176H59ZM95 177H98V179L100 180V181H104L103 179H101L100 178V174L99 175H95ZM128 177V178H127ZM152 177L153 178H156V177H154L153 175H152ZM194 176H192L191 178H195ZM73 178V177H72ZM170 179H172V178H170ZM196 179V178H195ZM60 180L61 181H63L62 179H61V177H60ZM149 180H152V179H149ZM153 180H156V179H153ZM159 182H164V183H166V188L167 189H173V187L171 186V184H173L174 182H170V181H167V179H157ZM219 180V179H218ZM148 181V180H147ZM147 181H144V182H147ZM214 181V182H215ZM64 182V181H63ZM214 182L212 183V184H214ZM216 183V182H215ZM65 185H66V183H65ZM97 185H100V184H97ZM95 186V185H94ZM108 186H110V187H113V185H108ZM211 186V185H210ZM57 187L58 186H56L55 185V191L57 190ZM93 187V186H92ZM92 187H90V189H92ZM64 188V187H63ZM62 188V189H63ZM151 188L152 189H154L155 190V192H162V194H163V189L160 187V186H154V187H152L151 186ZM62 189H60V191L58 192L59 194H60V198H64L63 196H64V194L61 192L62 191ZM152 189H150V191H152ZM177 189V188H176ZM88 191V189L86 188L85 189V192H87ZM141 192V191H146V190H144V189H137L136 190V192H135V194H139L138 192ZM38 194H39V190L37 191V196H38ZM199 194H201V193H197V195H199ZM96 195V194H95ZM97 196V195H96ZM85 197V196H84ZM83 198V197H82ZM86 198V197H85ZM153 198V197H152ZM88 199V198H87ZM160 199V198H159ZM89 201H90V203L91 202H95L96 200H95V198L94 197H89V199H88ZM153 200V199H152ZM156 200V199H155ZM154 201V200H153ZM114 205V204H113ZM84 207V206H83ZM107 206H97V207H95L92 211H88V212H86V213H84V215H82L81 216V219H82V224L80 225V226H77V230H79L75 235H73L72 237H67V233H68V231H67V227H68V224L66 223V220H68V219H66L65 218V222L64 221H58L57 222V225H56V228H55V233H54V236H53V240L51 241V243H49V245L46 247V248H44L37 256H35V257H33L30 261H28V263H26V264H41V262H46V263H50V262H52V263H58V264H61V261L60 262H58L56 259H58V258H60V259H62L61 258V256H62V254H61V252H59V251H61V250H63L62 248H61V250H60V246H62V245H67V246H71V248H72V250H73V252L74 251H76V247H77V245H83V244H86V243H88L87 241H86V235H87V233H88V235L91 237V235H90V232H91V228H92V223H93V221H95L96 219H99V218H101V217H105L106 216V214H105V212H103V213H101V211H104V208H106ZM101 208H103V209H101ZM35 211L36 210V206L35 205H31V207H30V211ZM78 216H80L79 214H78ZM78 216H77V219H79L78 218ZM105 218H107V217H105ZM76 219V220H77ZM227 219V218H226ZM158 220V219H157ZM217 220V219H216ZM236 220V219H235ZM147 221V220H146ZM195 221V220H194ZM231 221V220H230ZM39 222H42L43 223V225L45 224V219L44 218H42ZM75 222H77V221H75ZM201 222V221H200ZM202 222H204V221H202ZM235 222V221H234ZM180 223V222H179ZM195 223V222H194ZM168 224V223H167ZM174 224V223H173ZM205 224V223H204ZM233 224V223H232ZM235 224V223H234ZM83 225V226H82ZM141 225V224H140ZM145 225V224H144ZM164 225V224H163ZM185 225V224H184ZM188 225V224H187ZM202 225V224H201ZM228 225H229V222H228ZM64 226H65V229H64ZM74 226H75V223H74ZM143 226V225H142ZM147 226V225H146ZM189 226V225H188ZM187 226V227H188ZM195 226H197V227H200V226H198V225H195ZM211 226V225H210ZM230 226V225H229ZM228 226V227H229ZM136 227H138V226H136ZM145 227V226H144ZM150 227V226H149ZM236 227V226H235ZM222 228V227H221ZM145 229V228H144ZM189 230H187L188 232L190 231V228H188ZM192 229V228H191ZM200 229V228H199ZM76 230V229H75ZM93 230V229H92ZM136 230V229H135ZM207 230V229H206ZM225 230V229H224ZM156 231V230H155ZM197 231V230H196ZM208 231V230H207ZM187 232V233H188ZM214 232V231H213ZM193 233V232H192ZM183 234H184V232H183ZM197 234V233H196ZM202 234H203V232H202ZM230 234V233H229ZM87 235V236H88ZM141 235V234H140ZM193 235V234H192ZM222 235V234H221ZM143 236V235H142ZM188 236H190V235H188ZM203 236V235H202ZM222 236H224V235H222ZM85 237V238H84ZM159 237V236H158ZM191 237V236H190ZM162 238V237H161ZM165 238V237H164ZM198 238H201V237H198ZM219 238V237H218ZM235 238V237H234ZM190 240H193L192 242H188V243H190L188 246H186V245H184L185 246V249H187L189 252H191L192 254H193V257L194 258H198V256L196 257V255H199V254H201V256L203 255V259H210L212 256L213 257H216V256H218L219 257V255L221 254L219 251V249H210V247L208 246V244L207 243H205V242H201L200 241V239H196V238H194V237H191V238H189ZM227 239V238H226ZM218 240V239H217ZM229 240V239H228ZM186 241V240H185ZM242 241V240H241ZM167 243H169V242H166L165 240H163V239H158V241L156 242V244H157V246L156 247H170V248H172V247H174V248H176L177 249V247L178 246H171V245H169V244H167ZM94 242H92L91 244H90V246H92V248H95V245L96 244H94ZM214 244V243H213ZM260 245H261V243H260ZM63 246V247H64ZM94 246V247H93ZM58 247V248H57ZM81 247V246H80ZM257 247H259V246H257ZM256 247V248H257ZM260 247H262L263 248V245H261ZM109 249L111 248V245L108 247ZM261 248V249H262ZM240 249V248H239ZM258 249V248H257ZM164 250H166V249H164ZM179 250V249H178ZM66 251V250H65ZM114 251V250H113ZM177 251V250H176ZM176 251H173L174 253L176 252ZM261 252H259L260 254L261 253H263V251L262 250H260ZM83 252H85V253H87L88 252V250L85 248V247H82L81 248V250L79 249V252H76L77 254H75L74 256L72 255V261H73V264H76L75 262H77V260H78V258L79 257H84L83 255ZM167 252V251H166ZM170 252V251H169ZM44 253V254H43ZM165 253V252H164ZM164 253H161L162 255H164ZM43 254V255H42ZM138 255V254H137ZM161 255V256H162ZM166 255V254H165ZM223 255H224V253H223ZM76 256V257H75ZM147 256V255H146ZM176 256V255H175ZM182 256V255H181ZM155 257V256H154ZM163 257V256H162ZM186 257V256H185ZM200 257V256H199ZM217 257V258H218ZM229 257V256H228ZM152 258V257H151ZM157 258H160V256H158ZM172 258H174V256L173 255H171V254H168V255H166V256H164L162 259H164L163 261H166V260H168V261H170ZM201 258V257H200ZM199 258V259H200ZM256 258V257H255ZM155 259V258H154ZM231 259V258H230ZM83 260V259H82ZM159 260V259H158ZM202 260V259H201ZM205 260V261H206ZM32 261H33V263H32ZM103 261V260H102ZM204 261V262H205ZM209 261V260H208ZM82 262V261H81ZM136 262V261H135ZM156 262H157V260H156ZM174 261H172V264H174L173 263ZM190 262V261H189ZM191 262H193V261H191ZM130 263V262H129ZM128 263V264H129ZM159 263V262H158ZM167 263V262H166ZM165 263V264H166ZM177 263V262H176ZM196 263V262H195ZM142 264V263H141ZM164 264V263H163ZM204 264V263H203ZM209 264V263H208ZM222 264V263H221ZM226 264V263H225ZM230 264V263H229Z\"/></svg>",
    "mask_w": 264,
    "mask_h": 264
}]
</instances>
